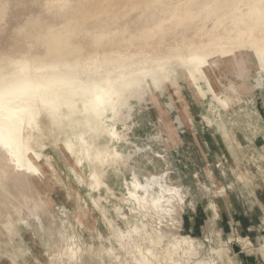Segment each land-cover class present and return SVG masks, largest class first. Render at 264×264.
Segmentation results:
<instances>
[{
  "label": "rangeland",
  "instance_id": "374dc122",
  "mask_svg": "<svg viewBox=\"0 0 264 264\" xmlns=\"http://www.w3.org/2000/svg\"><path fill=\"white\" fill-rule=\"evenodd\" d=\"M161 1L115 0L101 9L99 0H87L84 8L71 7V18L57 16L56 24L71 23V28L75 29L69 30V44L77 46L76 53H84L82 70L88 68V71L82 79L87 81L94 77L103 82L110 75L178 62L184 58L183 54L195 50V46L202 54L222 43L247 48L264 43V0H238L229 11L217 13L216 23L201 11L198 27L187 23V28L177 30L179 14L186 9L187 0H164V4ZM24 2L20 6L11 2L1 23L0 62L11 63L29 53L27 46L22 47L17 30L22 27L28 16L24 15L31 6L30 0ZM156 11L161 13L162 19H167L164 37L156 31L155 25L145 24L144 17ZM89 12L96 16L88 19ZM84 24L81 33L76 25L83 28ZM182 31L194 47L190 48L189 43L185 45ZM54 37H50L52 42ZM37 41H34L35 47L39 50L36 49L29 58L52 64L51 57L47 60V47H51L47 37ZM103 62L109 63L106 68L100 66ZM200 85L206 91V84L201 82ZM225 85L226 81L217 89L222 87L225 96L232 98L228 107L217 104L210 93L204 95L179 75L173 82L166 83L162 91L149 93L142 100H133L127 121L130 130L119 125V131L127 134L129 141L118 146L127 161L108 170L110 173L105 178L102 176V181H93L94 185L101 186L99 193L93 184L92 187L89 185L88 168L75 166L73 155L64 156L62 150L44 144L43 152L48 157L46 164L53 169V178L47 188L45 182L38 181L41 176L34 179L32 191L38 195L41 188V196L47 203L40 204L34 215L26 207L17 213L15 208H7L12 201L16 202L14 197L9 198L13 182L7 181L8 185L0 191V264H60L63 261L59 256L62 249L60 230L65 236L77 237L73 239L78 251L77 264H133L132 255L127 253L118 233L110 229L108 222L126 231L124 221L117 218L118 207H122L131 223L139 222V218L131 214L129 205L120 200L125 192V179L131 180L135 172L141 179L167 172L168 183L180 187L186 195V205L175 216V222L181 223L179 230L170 231L171 226L167 227L163 222L162 229L169 238L172 233L191 235L201 241L210 238L214 246L228 241L229 250L223 264H248L242 259L255 256L264 263L260 252L264 241V216L258 208L264 200V72L251 70L237 85L236 92L227 90ZM77 174L86 181H80ZM47 175L52 176V173ZM103 182L114 188L119 200L102 189ZM150 219H145V224L149 223L148 229L160 227L158 218ZM169 238L163 239L158 255L167 248ZM106 248L110 250L106 252ZM203 256H206L205 252Z\"/></svg>",
  "mask_w": 264,
  "mask_h": 264
},
{
  "label": "bare ground",
  "instance_id": "6f19581e",
  "mask_svg": "<svg viewBox=\"0 0 264 264\" xmlns=\"http://www.w3.org/2000/svg\"><path fill=\"white\" fill-rule=\"evenodd\" d=\"M114 1L99 0V7L102 9L106 4ZM190 1L187 0L186 9L180 11L176 30L187 28V23H190L191 27L193 25L198 27L201 11L213 23H216L215 19L220 10L229 11L238 2V0ZM69 2V0H52L48 10L56 8L64 10L69 6ZM161 3L164 4V0ZM7 11V4L0 7V32L1 23L5 20ZM94 16L96 14L89 12L87 18ZM147 16L144 17L145 24L152 23L156 26L157 32L163 33L162 37L167 35L165 32L167 19H162L160 12L156 11ZM157 18L158 22H156ZM36 24L38 23L32 22L30 26ZM70 25L71 23H68L67 26ZM66 28L59 29L55 34H53L55 30L51 28L46 30L48 32L44 34L47 37L49 32L53 37L55 36L54 42L47 41L52 48L47 54L50 57L60 56L64 52L73 63L62 68L58 63L43 64L29 57L16 59L11 63L0 62V191L8 185L9 181L13 182V189L9 191L12 197L9 196V198L14 197L16 202L12 201L13 203L7 205V208H15L17 213L26 207L34 215L40 204L47 203V200L41 196V188L38 195L32 191L34 179L41 176L38 181L45 182L47 188L51 185L50 180L53 178V169L47 165L48 163L46 164L48 157L43 152L44 144L47 143L49 146L52 145L53 149L62 150L64 156L72 157L73 155L72 162L75 166L88 168L90 173L87 180L91 186L96 180L102 181V176L105 178V175L110 173L108 170L118 168L127 161L118 146L127 144L129 141L126 140L127 134L123 135V132L119 131V125L121 124L124 130H130L127 121L131 115L133 100H142L149 93L162 91L166 83L173 82L179 75L188 79L204 95L210 93L217 104L228 107L232 98L225 96L222 87L219 90L217 87L222 86L226 81L227 90L236 92L237 85L248 77L251 70L258 73L260 70L264 72V43H255L251 48L239 45L232 47L222 43L202 54H199V48L195 46V50L188 53L191 55L183 54L184 58L178 62L128 71L121 75H110L103 82L94 77L85 81L82 78L86 76L88 68L82 70L85 63H82L80 58L83 55L75 52L77 46L69 44L71 33ZM60 32H62L61 36ZM182 32L180 34L182 40H186L183 41L185 45L189 43L190 48L194 47L192 41L188 42L185 31ZM177 35L178 33L176 38ZM108 64L103 62L100 66L106 68ZM201 82L206 84V91H204L205 87H201ZM80 159L83 160L80 162ZM73 170L76 172L75 169ZM48 172L52 173V176L47 175ZM17 175L21 177L18 178ZM96 175L99 179H96ZM167 175V172L160 175L150 174L141 179L135 172L131 180L125 179L123 184L125 192L120 200L129 205L131 214L134 218H139V222L131 223L129 216L122 212V207H118L116 208L117 218L124 221L126 231L108 222L110 229L118 233L123 243L121 244L127 253L132 255L133 264H223L229 250L228 241L214 246L210 238L201 241L191 235L177 233H172L169 238L163 231L162 227L165 226L163 222L167 223V227L171 226L170 231L171 229L179 230L181 223L175 222V216H178L179 211L186 205V195H183L180 187L168 183ZM77 176L80 181H86L81 175L77 174ZM103 183L102 189H105L111 197L117 198L114 188ZM94 186L99 193L101 186ZM148 217L152 218L150 220L158 218L161 222L160 227L150 228V231L149 223L145 224V219ZM62 231H59L62 238L59 256L63 259L60 264H77L78 251L73 244V239L77 237L67 235L66 237ZM165 238H169L168 246L158 255V249ZM239 240L242 241L240 238ZM249 244L251 245L250 242ZM80 247L78 245V248ZM102 248H105L104 245ZM105 250L107 252L110 249ZM82 252L80 254L83 255ZM204 252L206 256H203ZM260 252L264 257V241L260 246ZM112 253L115 252L112 251ZM114 256V259H119Z\"/></svg>",
  "mask_w": 264,
  "mask_h": 264
},
{
  "label": "crops",
  "instance_id": "0c3cea01",
  "mask_svg": "<svg viewBox=\"0 0 264 264\" xmlns=\"http://www.w3.org/2000/svg\"><path fill=\"white\" fill-rule=\"evenodd\" d=\"M50 1L52 0H30L31 6L29 8V11L25 16H27L23 21V25L22 27L17 28V30L20 33V43L22 45V47L27 46L28 48V55L25 57H29L31 56L35 51L39 50L38 46L35 47V40L39 39L38 41H41L42 39H44L45 37H47L46 34L48 29H53L55 30L53 32V34H55V32L59 31V29H65L66 26L68 25V23L65 24V27H63L64 25H58L56 24V17L57 16H68V18H71V12H72V8L73 6H75V8L80 7L84 8V6H87V0H69V6L67 8H65L64 10H60L58 8L56 9H52L51 11L48 10V5L50 3ZM11 2H14L16 6H20V5H24L25 2L24 0H0V7H2L4 4L8 5V9L10 7ZM67 10H69L68 12H70V15L67 14ZM67 14V15H65ZM7 16V14H6ZM23 15H21L19 18H22ZM17 18V16H16ZM21 21V20H20ZM32 22H37L38 24H36L35 26H30ZM19 23V22H18ZM78 25H76L77 28ZM86 26V24H84L83 28L80 27L79 31L81 32L84 27ZM2 27V26H1ZM72 26H69V28H66L67 30L71 29L73 31H75L74 28H71ZM1 34H3V30L1 29ZM82 33V32H81ZM52 33H48V36L51 37ZM4 36V35H3ZM1 36V38L3 37ZM49 37H47L48 41L50 40ZM82 35L79 34V38L81 39ZM41 39V40H40ZM49 43V42H48ZM50 44V43H49ZM32 45V47H31ZM51 47H47V53H49V49ZM81 48V46H80ZM37 49V50H36ZM81 55L84 56L83 52H80ZM66 54L63 52L62 55H53L51 56V59H53L51 61V63H58L60 64V67L63 68V66H66L70 63H73L72 61H70L68 59V56H65ZM81 57L80 59H84L85 57ZM50 56L47 57V60L50 61ZM261 202V201H260ZM259 210L261 211V213L264 216V200L263 202H261V206H258ZM264 223V221H263ZM262 223V224H263ZM234 247L233 246V251H234ZM241 252V251H240ZM246 261L248 262V264H264L263 261L258 257L255 256V258H243L242 261Z\"/></svg>",
  "mask_w": 264,
  "mask_h": 264
}]
</instances>
